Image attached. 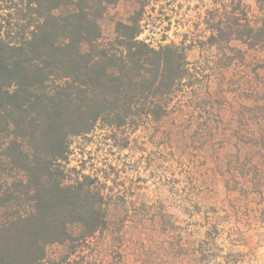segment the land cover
I'll return each mask as SVG.
<instances>
[{
  "label": "trees",
  "instance_id": "trees-1",
  "mask_svg": "<svg viewBox=\"0 0 264 264\" xmlns=\"http://www.w3.org/2000/svg\"><path fill=\"white\" fill-rule=\"evenodd\" d=\"M149 1L105 38L100 21L119 0H0V264L87 263L115 225L121 234L128 228L125 198L100 177L69 167V157L72 140L99 126L116 132L163 121L174 97L193 88L189 47L141 38ZM255 1L257 25L244 0H229L199 48L216 49L226 66L245 60L232 42L264 49V0ZM258 96L248 97L255 102L249 109L264 119V94ZM260 119L255 138L244 142L260 145L252 160L264 155ZM252 160L238 174L241 191L257 195L264 167ZM254 169L259 178L252 182ZM169 225L180 236L182 227ZM219 232L207 227L191 250L194 260L216 259L206 248H219Z\"/></svg>",
  "mask_w": 264,
  "mask_h": 264
},
{
  "label": "rangeland",
  "instance_id": "rangeland-1",
  "mask_svg": "<svg viewBox=\"0 0 264 264\" xmlns=\"http://www.w3.org/2000/svg\"><path fill=\"white\" fill-rule=\"evenodd\" d=\"M144 1L109 7L100 21L104 37L113 38L116 23L128 21ZM228 1L151 0L145 7L141 38L189 47L197 79L174 97L161 122L147 119L137 130L116 132L99 126L72 140L69 167L105 181L125 198L131 217L124 234L115 225L83 264H201L191 250L209 225L220 232L219 248H206L216 258L207 264H264V188L257 195L241 191L238 174L259 154L260 145L244 142L260 128L261 111L249 109L255 102L248 97L264 94V49L232 42L245 60L226 66L216 49L199 48ZM244 2L257 25L258 4ZM252 161L264 167V155ZM256 172L250 181L258 180ZM170 221L182 227L180 236H172Z\"/></svg>",
  "mask_w": 264,
  "mask_h": 264
}]
</instances>
